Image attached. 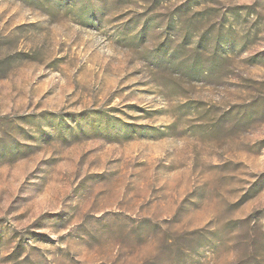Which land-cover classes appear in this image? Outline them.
Instances as JSON below:
<instances>
[{"label":"rangeland","instance_id":"1","mask_svg":"<svg viewBox=\"0 0 264 264\" xmlns=\"http://www.w3.org/2000/svg\"><path fill=\"white\" fill-rule=\"evenodd\" d=\"M97 2L0 0V264H264V0Z\"/></svg>","mask_w":264,"mask_h":264},{"label":"trees","instance_id":"2","mask_svg":"<svg viewBox=\"0 0 264 264\" xmlns=\"http://www.w3.org/2000/svg\"><path fill=\"white\" fill-rule=\"evenodd\" d=\"M62 2H68V1H74L75 3H78L82 6V11L84 15L91 14L92 19L99 18V13H104L103 8L99 5L97 0H61ZM166 55L169 54V51L165 50ZM27 54L23 52H17L8 54L5 58L0 59V72L3 71L6 67L14 63L15 61H19L21 59H24ZM2 74H0L1 76Z\"/></svg>","mask_w":264,"mask_h":264}]
</instances>
